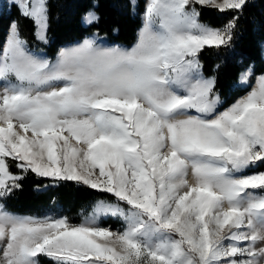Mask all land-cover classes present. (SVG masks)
<instances>
[{
  "label": "snow or ice",
  "instance_id": "obj_1",
  "mask_svg": "<svg viewBox=\"0 0 264 264\" xmlns=\"http://www.w3.org/2000/svg\"><path fill=\"white\" fill-rule=\"evenodd\" d=\"M13 5L48 44L49 0ZM248 6L144 0L131 46L96 31L54 59L30 45L19 19L9 24L0 44V264H264V171H254L264 165V74L223 107L201 61L206 48L233 47ZM204 8L232 15L215 27L202 22ZM82 21L99 16L88 9ZM252 73L239 74L242 86ZM29 174L114 202L97 201L78 223L16 214L6 201ZM108 218L121 228L105 227Z\"/></svg>",
  "mask_w": 264,
  "mask_h": 264
},
{
  "label": "trees",
  "instance_id": "obj_2",
  "mask_svg": "<svg viewBox=\"0 0 264 264\" xmlns=\"http://www.w3.org/2000/svg\"><path fill=\"white\" fill-rule=\"evenodd\" d=\"M133 7L130 0H49L50 27L48 44L39 43L34 36V25L30 19L21 18L13 3L3 2L0 8V44L3 43L9 24L20 20L22 34L33 48L43 50L49 57L56 56L58 48L81 40L99 31L108 43L130 46L136 39L141 26L143 0H137ZM88 9H94L99 16L98 23L86 25L82 16ZM231 13H221L215 9H202V22L219 27ZM264 0H249L243 17L239 21L232 48H206L202 55L205 76L215 75L216 90L223 101V107L233 103L246 93L250 83L242 86L239 74L249 66L254 74L264 72ZM220 67L217 70L216 65ZM15 171V169H13ZM50 181L29 174L22 181V190L6 201L9 210L18 213L42 214L47 211L64 210L74 223L82 214H87L99 200L114 202L110 194L78 186L72 182L59 186H47ZM39 186V187H37ZM63 208V209H61ZM42 264H50L44 259Z\"/></svg>",
  "mask_w": 264,
  "mask_h": 264
},
{
  "label": "rangeland",
  "instance_id": "obj_3",
  "mask_svg": "<svg viewBox=\"0 0 264 264\" xmlns=\"http://www.w3.org/2000/svg\"><path fill=\"white\" fill-rule=\"evenodd\" d=\"M5 1V3L6 4H10V3H13V0H0V8H1V6H2V4H3V2ZM137 2V0H135V3ZM143 6H144V0H143ZM12 22V21H11ZM140 28V27H139ZM138 28V29H139ZM8 30H9V28L7 29V32H6V36H5V39H6V37H7V34H8ZM138 31V30H137ZM89 36V35H88ZM84 38V37H83ZM82 38V39H83ZM4 39V40H5ZM82 39L81 40H78V41H75V42H72V43H70V44H67V45H64V46H60L59 48H58V50L60 49V48H62V47H66V46H71V45H73V44H76V43H79L80 41H82ZM4 42V41H3ZM107 44H109V45H112V44H116V43H108V42H106ZM131 46V45H130ZM58 52V51H57ZM263 54H264V46H263ZM55 57H53V59H54ZM247 69V68H246ZM245 69V70H246ZM264 73V72H263ZM263 73H258V74H254L253 75V78L252 79H250L249 80V82L248 83H250V85H249V89H248V91L247 92H249L253 87H254V84H255V82H256V77H257V75H259V74H263ZM246 92V93H247ZM246 93H244V94H246ZM243 94V95H244ZM242 96V95H241ZM240 97V96H239ZM238 97V98H239ZM237 98V99H238ZM236 99V100H237ZM235 100V101H236ZM234 101V102H235ZM254 171H264V165H262L259 169H255ZM109 202V201H108ZM94 207V206H93ZM93 207L90 209V211L88 212V213H90L92 210H93ZM61 209H63V208H61ZM11 211V210H10ZM12 212H14V211H12ZM14 213H16V214H20V215H24V216H34V217H46V216H48V217H63V216H67L68 217V215L66 214V212L64 211V210H61V211H59V212H56V211H47V212H45V213H42V214H30V213H18V212H14ZM87 213V214H88ZM87 214H85V215H87ZM74 223V222H73ZM104 226L105 227H111V229L112 230H117V229H119V228H121V223H120V221H118V220H116V219H113V218H108V219H106L105 221H104Z\"/></svg>",
  "mask_w": 264,
  "mask_h": 264
},
{
  "label": "bare ground",
  "instance_id": "obj_4",
  "mask_svg": "<svg viewBox=\"0 0 264 264\" xmlns=\"http://www.w3.org/2000/svg\"><path fill=\"white\" fill-rule=\"evenodd\" d=\"M263 74H264V73H263ZM260 75H261V74L257 75V77L260 76ZM257 77H256V78H257ZM255 84H256V82H255ZM255 84H254V86H255ZM250 91H251V90H250ZM246 94H247V93H246ZM246 94H244V95H246ZM244 95H242V96H244ZM242 96H240V97H242ZM240 97H239V98H240Z\"/></svg>",
  "mask_w": 264,
  "mask_h": 264
}]
</instances>
